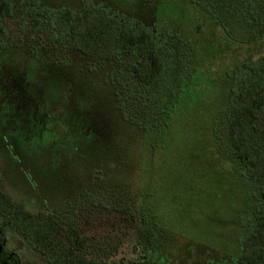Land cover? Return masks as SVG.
Masks as SVG:
<instances>
[{
    "label": "rangeland",
    "instance_id": "374dc122",
    "mask_svg": "<svg viewBox=\"0 0 264 264\" xmlns=\"http://www.w3.org/2000/svg\"><path fill=\"white\" fill-rule=\"evenodd\" d=\"M11 1L0 33L7 194L55 214L65 238L88 236L87 250L110 264H235L236 238L251 207L264 214V196L219 153L213 122L264 92L249 67L264 55L262 11L250 24L227 14L230 0L215 12L187 0ZM86 2L133 29H158L167 65L159 81L139 82L134 56L102 60L71 47L55 14ZM30 8L48 12L38 29ZM189 70L195 84L186 88ZM240 70L246 78L231 91ZM6 237L24 264H51L14 229Z\"/></svg>",
    "mask_w": 264,
    "mask_h": 264
},
{
    "label": "trees",
    "instance_id": "16d2710c",
    "mask_svg": "<svg viewBox=\"0 0 264 264\" xmlns=\"http://www.w3.org/2000/svg\"><path fill=\"white\" fill-rule=\"evenodd\" d=\"M187 1L215 12L216 4H222L226 0ZM155 4L158 12L159 3ZM255 9L261 10L264 15V0H230L227 14L252 24ZM11 11L12 1L0 0V33L6 32ZM28 11L34 27L38 29L42 18L48 12L35 8ZM213 16L215 20L218 18L217 15ZM55 17L58 22L67 26L74 50L102 60L134 56L136 61L131 64V70L143 84H155L164 75L167 65L162 51L163 40L158 29L144 26L133 29L126 22L111 16L101 6L87 2L78 13L71 8H65L57 10ZM159 24L165 23L160 21ZM249 67L256 74L253 80L256 89L264 90V55ZM247 73L248 70L238 72L231 91H236L241 86ZM187 75L190 79L183 81L186 88L195 84L193 78L196 73L189 70ZM178 97H174V100H180ZM263 110L264 92H261L245 103L233 104L225 113H219L213 122L215 135L221 146L219 153L234 162L243 181L255 186L261 196H264V127L260 126L259 120ZM221 116L224 118L223 128L219 127ZM253 193H248L251 204L252 196L256 197ZM253 210L251 207L247 215L248 222L240 229L236 238L235 251L238 256L235 264H264V214ZM0 216L3 218L0 223V263L24 264L19 254L7 246L6 233L12 228L31 243L35 250L46 256L51 264H110L100 253L87 250L90 240L88 236L68 235L65 238L55 214L25 209L7 194L1 183ZM131 264L151 262L145 259Z\"/></svg>",
    "mask_w": 264,
    "mask_h": 264
}]
</instances>
